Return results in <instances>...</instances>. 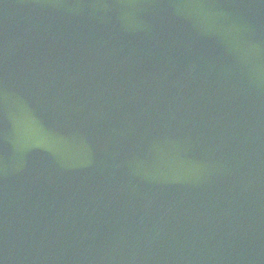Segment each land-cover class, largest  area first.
I'll return each instance as SVG.
<instances>
[{
    "label": "water",
    "instance_id": "obj_1",
    "mask_svg": "<svg viewBox=\"0 0 264 264\" xmlns=\"http://www.w3.org/2000/svg\"><path fill=\"white\" fill-rule=\"evenodd\" d=\"M0 264H264V0H0Z\"/></svg>",
    "mask_w": 264,
    "mask_h": 264
}]
</instances>
